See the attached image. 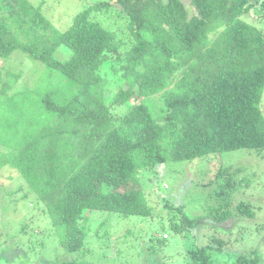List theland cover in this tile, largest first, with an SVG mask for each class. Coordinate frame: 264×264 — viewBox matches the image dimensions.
I'll return each mask as SVG.
<instances>
[{"label":"trees","instance_id":"16d2710c","mask_svg":"<svg viewBox=\"0 0 264 264\" xmlns=\"http://www.w3.org/2000/svg\"><path fill=\"white\" fill-rule=\"evenodd\" d=\"M114 7L125 24L118 32L93 16ZM60 47L67 56H58ZM17 51L42 64L46 80L36 81L31 100L27 82L15 86L20 73L3 75L0 67V170L6 166L16 173L10 178L17 175L28 187H5L0 198L15 204L16 192H24L20 199L43 211L42 218L54 227L50 234L75 255L59 264H88L86 212L99 214L101 239L108 213L154 218L150 223L162 218V234H152L150 244L169 238L166 223L185 241L182 257L189 264L260 263L258 249L249 254L236 249L237 238L214 236L204 242L196 232L205 223L221 228L234 215L256 216L244 198L233 205L230 170L217 176L228 172L216 193L220 205L194 217L183 204L151 190L143 178L149 173L158 191L155 173L166 162L238 149L263 154L264 0H99L77 13L64 31L41 5L0 0V59ZM109 75L118 90L112 89ZM19 101L24 102L19 120L25 131L5 114ZM35 103L58 122L29 123ZM32 131L35 136L29 137ZM22 134V143L10 148L6 142ZM53 134L55 142H48ZM21 226L28 232L27 222ZM1 238L2 231L0 242L7 241ZM27 242L15 238L14 244ZM6 252L0 249V259L12 261ZM152 252L147 264H164Z\"/></svg>","mask_w":264,"mask_h":264},{"label":"rangeland","instance_id":"374dc122","mask_svg":"<svg viewBox=\"0 0 264 264\" xmlns=\"http://www.w3.org/2000/svg\"><path fill=\"white\" fill-rule=\"evenodd\" d=\"M30 1L35 5H41L43 13L50 22L59 30L64 31L72 24L77 13L88 6L96 4L99 0ZM184 2L188 4L189 0H184ZM116 11L117 9L114 7L104 13L96 12L93 16L100 20L105 27L118 32L117 27L120 26L121 28L125 24L123 19L120 16L118 17ZM245 19L254 22L251 16L246 15ZM58 56H67L64 47H60ZM0 67L3 75L7 72L20 73L15 86H22L27 82L28 84L24 87H26V92L31 100L35 97L33 93L39 86L36 81L46 80L41 76L44 75L41 74L44 72V66L39 62L31 61L20 51L15 52L8 60L0 59ZM108 77L111 80L112 89L114 91L118 90L119 85L116 84L113 76L109 75ZM36 105L38 103H35L32 107L35 115L29 114L33 118L27 119L29 123L36 125L37 121L38 124L58 122V119L52 120L51 113L46 109H42V105L39 107ZM21 107H24L23 101L17 102L13 108H5V114L15 119V123H13L15 127L25 131V126L19 120V109ZM261 108L264 110V92ZM114 111L117 113L120 109L115 107ZM23 123L25 124V122ZM35 133L36 131L29 132L28 136H35ZM55 139L56 136L53 134L48 142L54 143ZM22 140L23 134L14 143L12 140L6 143L10 148L15 144L16 149L22 143ZM262 153V155L258 154L257 150L251 149L226 150L213 152L191 161L166 162L160 165L159 172L155 173L156 176H159L157 183L159 192L156 184L154 185L150 181L149 173L144 175L143 181H148L146 184H149L151 190L155 188L159 195L170 198L174 203L183 204L185 212L194 217L195 215L208 213L210 205V207L220 205L216 193L219 189L221 190V184L226 181L225 177L228 172H222L219 177L217 176L222 169L227 168L228 171L230 170L235 189L230 193L231 197H233V193L235 196L232 198L233 205L237 204L240 198H244L253 204L256 216L253 218H239L234 215L220 223L221 228H213L205 223V225L199 226L196 232L204 242H211V238L214 236L231 238V241L237 238L239 241L236 249L246 254L258 249L261 256L259 264H264V151ZM4 168L0 170V192L5 187H12L15 190L19 184L25 186L24 181L19 176L16 175L10 178L11 174L15 175L16 173L7 170L6 166ZM153 176L154 173L152 178L155 179ZM26 188L28 187L25 186L24 190ZM23 193L16 192L19 199L14 201L15 204H6L5 198H0V231L4 233L5 237L1 239L7 240L4 243L0 242V249L5 250L7 248L8 252L5 253V256L12 260L0 259V264H59L64 260H70L75 255L68 254L59 246L58 238L50 234V230L54 229L50 221L42 218L43 211H36L32 206L33 202L29 203L27 202L28 199H20ZM222 196L224 198V195ZM153 198H156V196H153ZM162 211H158L160 217ZM85 217H89V220L85 222L88 235L84 256L88 264H147V257L150 253H153L152 250L157 259L159 256L162 258L161 263H190L188 257H182V248L185 241L182 237L174 234L171 227H168L166 223L165 227L168 228L169 238L161 241L164 242L162 245L158 241L150 244L149 237L152 234V236L162 234V225L164 224L162 218L157 222L155 221V223H150L147 221L154 222L155 219L149 217L148 220H140L137 216L124 217L117 213H108L105 224L101 229L102 234L105 235L101 239L96 233L98 222L101 219L99 214L86 212ZM208 220V218L204 219V221ZM25 222L28 224L26 230L28 232L23 233L20 228L22 223ZM160 222L162 223L161 227L159 226ZM128 229L134 231L127 234ZM15 238L29 241L25 246L22 243L17 246L14 244ZM12 246L15 248L12 249Z\"/></svg>","mask_w":264,"mask_h":264}]
</instances>
